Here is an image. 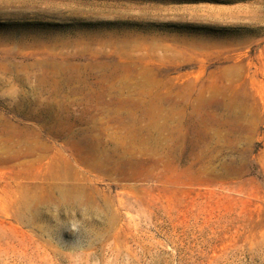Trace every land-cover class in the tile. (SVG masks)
Returning a JSON list of instances; mask_svg holds the SVG:
<instances>
[{
    "label": "rangeland",
    "instance_id": "1",
    "mask_svg": "<svg viewBox=\"0 0 264 264\" xmlns=\"http://www.w3.org/2000/svg\"><path fill=\"white\" fill-rule=\"evenodd\" d=\"M0 264H264V0H0Z\"/></svg>",
    "mask_w": 264,
    "mask_h": 264
}]
</instances>
